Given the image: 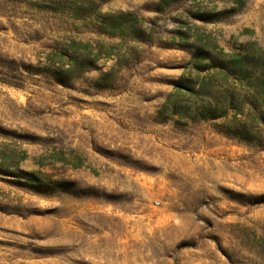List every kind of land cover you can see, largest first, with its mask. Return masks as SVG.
<instances>
[{"label":"rangeland","instance_id":"rangeland-1","mask_svg":"<svg viewBox=\"0 0 264 264\" xmlns=\"http://www.w3.org/2000/svg\"><path fill=\"white\" fill-rule=\"evenodd\" d=\"M158 1L0 0V264H264V0ZM200 46L246 73L177 92Z\"/></svg>","mask_w":264,"mask_h":264},{"label":"trees","instance_id":"trees-1","mask_svg":"<svg viewBox=\"0 0 264 264\" xmlns=\"http://www.w3.org/2000/svg\"><path fill=\"white\" fill-rule=\"evenodd\" d=\"M186 0H159L157 4V11L162 12L170 7H172L174 4L178 2H182ZM244 6L243 0H235V5H233L231 8L223 9V10H217L215 7H209V6H198L197 8H189L186 12L185 16V23L189 24L191 20H199L202 22H214L221 19H224L232 14L237 13L240 11ZM154 20L152 22L154 23ZM188 31H190V28H187L185 32H179V43H183L186 45H194V43H188ZM247 53H228V52H221L220 55L214 56L212 54L211 50H207L205 47L200 46L197 47L192 55L191 62L193 68L196 70V80H189L185 81L184 79L177 83V87L175 90L177 92L184 91V94H187L189 96H201V95H208L211 93V83L213 81L214 75L212 72L208 75H202V72H209L213 71L214 69L220 68L226 71L228 74H235L242 76L246 73V62L248 58ZM67 71V70H65ZM55 73V72H53ZM55 78L57 79H63L64 76H59L58 74H54ZM245 78V77H243ZM257 79L260 80V86L262 89H264V69L260 71ZM264 100V93L263 98ZM234 101V98L228 96L226 98V103L218 104V103H212L210 101L205 102L198 106L197 108H193L191 111H193V116H197L199 119H211V118H217V117H225V114L222 113L223 109H226L225 107L229 108ZM169 100L163 105L165 109L168 108ZM189 105H181V110H187ZM189 111V110H188ZM260 121L264 125V116L259 115ZM24 176L26 177L27 181L26 183L33 188L34 190H41L46 189L45 184L41 182L40 179H38L36 176H33L29 172H23Z\"/></svg>","mask_w":264,"mask_h":264}]
</instances>
